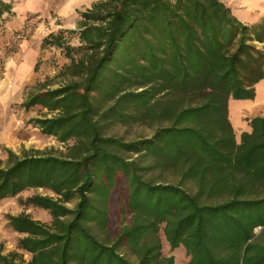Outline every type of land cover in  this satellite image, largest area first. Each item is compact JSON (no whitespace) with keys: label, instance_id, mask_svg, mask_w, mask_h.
<instances>
[{"label":"trees","instance_id":"trees-1","mask_svg":"<svg viewBox=\"0 0 264 264\" xmlns=\"http://www.w3.org/2000/svg\"><path fill=\"white\" fill-rule=\"evenodd\" d=\"M12 15L0 0V22ZM76 15L42 45L62 49L79 79L21 104L45 110L29 122L64 151L0 160V203L51 220L5 215L18 237L0 264H174L162 237L186 264H264V113L238 141L229 120V103L253 100L264 79V17L244 23L222 0H97ZM117 124L153 133L126 140ZM166 169L178 184L152 179Z\"/></svg>","mask_w":264,"mask_h":264},{"label":"rangeland","instance_id":"rangeland-1","mask_svg":"<svg viewBox=\"0 0 264 264\" xmlns=\"http://www.w3.org/2000/svg\"><path fill=\"white\" fill-rule=\"evenodd\" d=\"M64 0H14V10L21 22L10 18L0 22V160H6L5 149H11L20 154L22 149L44 150L53 148L57 152L64 151V146L54 138L42 135L37 128L29 122L32 118L42 115L45 110L31 108L25 110L22 102L29 94L36 92L40 85L48 84V88H56L78 77H72L64 71L69 63L64 51L54 46H43L42 40L49 33H56L59 29H75L76 12L60 18L57 12ZM19 35L23 37L18 38ZM71 45H78L76 38H71ZM264 50V46H262ZM29 50L26 55H22ZM1 103V102H0ZM235 108V123L244 124L246 118L240 102L229 103ZM239 135V129H236ZM111 134L134 140L139 137H149L153 128L145 125H115ZM152 179L161 182L178 184L179 176L173 171L155 170ZM182 186L193 193L195 186L192 181L183 182ZM34 190L22 192L18 197L25 198L33 194ZM38 192L43 193L42 190ZM21 212L29 214L32 218L48 224L51 220L49 213L39 208H24L17 198L5 199L0 203V246L3 252L15 248L18 237L6 227L5 215H16ZM259 228L255 233H259ZM163 254L173 255L174 264H186L188 257L182 246L169 251L168 245L162 237ZM26 258V256H24ZM134 259L133 257H130Z\"/></svg>","mask_w":264,"mask_h":264},{"label":"crops","instance_id":"crops-1","mask_svg":"<svg viewBox=\"0 0 264 264\" xmlns=\"http://www.w3.org/2000/svg\"><path fill=\"white\" fill-rule=\"evenodd\" d=\"M5 2L11 5V11L14 15V19L17 18L18 14L14 10V0H4ZM97 0H64L56 13L54 15L59 16L60 18L65 17L67 14L75 13L77 10H83L91 6L92 3ZM227 7L231 10V13L238 18L240 21L247 24H255L259 23L261 19L264 17V0H222ZM21 22L19 18H17ZM257 48L262 49L264 46L263 43H256ZM29 50L22 53V55H26ZM0 105L2 104V100H0ZM240 102L241 108L245 114V116L251 118L254 116L262 115L264 113V79L259 81L255 85V98L253 100H240L235 101ZM2 106V105H1ZM235 108L232 109L229 104V120L233 127L234 133L236 135L237 141L239 140V135L241 132H250V127L247 121L244 124L240 122L235 123ZM236 129H239V135H237Z\"/></svg>","mask_w":264,"mask_h":264},{"label":"built area","instance_id":"built-area-1","mask_svg":"<svg viewBox=\"0 0 264 264\" xmlns=\"http://www.w3.org/2000/svg\"><path fill=\"white\" fill-rule=\"evenodd\" d=\"M23 37V35H19L18 38Z\"/></svg>","mask_w":264,"mask_h":264}]
</instances>
